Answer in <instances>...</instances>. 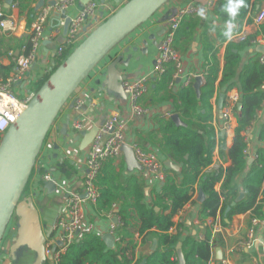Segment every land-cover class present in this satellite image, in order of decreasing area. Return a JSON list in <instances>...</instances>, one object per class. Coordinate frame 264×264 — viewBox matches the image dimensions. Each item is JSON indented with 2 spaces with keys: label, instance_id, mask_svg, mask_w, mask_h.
Wrapping results in <instances>:
<instances>
[{
  "label": "crops",
  "instance_id": "obj_1",
  "mask_svg": "<svg viewBox=\"0 0 264 264\" xmlns=\"http://www.w3.org/2000/svg\"><path fill=\"white\" fill-rule=\"evenodd\" d=\"M32 7L39 11L43 0H33ZM46 1V0H45ZM44 1V2H45ZM106 10L108 16L119 10L124 4L125 0H96ZM220 0H169L162 6L146 23L137 27L130 35H128L104 60L100 63L90 76L83 81L78 90L68 102L66 108L63 110L62 116L59 118L60 123L56 128H59L55 140L54 153L48 159L43 168L48 171L58 188L57 193L49 195L48 190L43 188L41 176H36L33 181V187L36 189L32 197L35 205L40 213L44 214L42 220V228L44 233H51L55 228L54 222L57 219L59 210L63 206V202L67 197L68 190L77 189L82 191V180L86 172V158L90 145L94 140V136L90 139V134L96 133V130L108 120L112 115L119 116L121 123L125 128V135L128 145H133L141 150L155 154L159 160L164 164L170 161L174 165L181 166L161 149L154 145L149 139L151 133L157 132L162 121L172 119L175 113V103L171 96L161 100V96L167 94V90L155 94L152 92L153 82L156 80L152 78L151 88L149 93L141 97L138 105L144 109L142 115H136L133 106L123 91V81L137 80L144 76H152V69L155 66V61L158 57L159 44L163 40L169 27V21L174 17L178 11L187 7L194 8L195 12L184 18L175 36V49L180 54L182 68L172 82L168 90L177 94L183 86L186 85L187 80L194 85L196 78H201V85L207 81L206 72L209 68L205 54V43L211 44V49L216 51V58L219 63V80L216 83V94L211 101L213 106L212 124L217 134L225 137L227 146L231 147L235 138V130L237 128L236 107L233 111L232 119L228 125H225L221 116V109H219V97L221 94L225 96L223 108L233 96L239 95L240 99L242 93L238 87L239 77L235 80V85L229 90L227 87L219 91V82L222 76L224 67V56L226 46L231 41L233 36L245 34L246 37L257 33L259 26L255 24L256 18L264 12V0H251V8L247 13L246 18L240 30L239 24L234 22V31L231 38L227 41L221 42L220 36L225 32L228 21H223L215 14L216 4ZM47 2V1H46ZM14 3V2H13ZM41 3V5H40ZM86 4L85 0H76L73 10L78 16ZM73 7V8H74ZM201 9L204 10L201 15ZM5 12L11 16L18 23V29L15 33L8 34L0 30V64L4 67L14 66L9 56L10 52L16 55L21 54L16 50L18 42L30 38L32 25L28 26L27 13L21 15L20 9L7 8ZM69 15V14H68ZM70 16V15H69ZM75 16V17H76ZM36 18V15H35ZM250 22V23H249ZM58 25L55 17H51L47 35L53 31ZM238 27V28H237ZM260 37H258L259 39ZM257 39V40H258ZM44 42H50L41 48L40 56L29 73L26 84L19 85L22 89L27 88L31 84L29 90L30 94H35L33 84H36L42 75L50 70L51 58L57 54L58 48L64 43V32L62 35H53L51 39H46ZM235 42V41H234ZM254 42V41H253ZM77 48V47H76ZM214 52V51H212ZM211 55V53H210ZM241 66L239 68V75L243 68L255 57L259 56L261 59L263 54L256 51L253 45L246 48L241 53ZM131 58V60H130ZM129 63L128 67L125 64ZM37 64L41 65L42 69L33 74L36 70ZM11 74V73H10ZM3 80L0 72V82ZM17 87V86H16ZM78 102L82 103L81 108H77ZM74 107H72V104ZM239 104V103H238ZM222 108V109H223ZM181 120V119H180ZM68 122L66 134L62 133L63 126ZM182 126L183 121L181 120ZM75 124H79L80 128L76 130ZM264 126V105L259 111L256 120L248 128V147L251 155L264 150V143L259 141V135ZM84 134L85 136H82ZM156 143V140H154ZM56 147L57 150L55 149ZM251 158L248 159V161ZM114 166L116 172L122 174L126 179L129 176H135L145 183V199L146 205L151 206L155 193L161 192L164 183L157 182L153 176L148 174L141 168H134L130 170L124 155L115 159ZM254 161V159H252ZM252 161V162H253ZM249 163V162H248ZM231 162H223L219 156V150L216 148L214 153L213 165L205 172L214 170L215 166L222 165L223 168L229 167ZM250 164V163H249ZM174 172V171H173ZM176 173V172H175ZM38 175V174H37ZM246 173L241 175L238 179V184L241 185ZM222 182L215 187L217 192H220ZM199 193L196 187V192L193 200L188 203L182 211H180L173 219L177 224L182 221L183 230L181 231L183 239L192 236L199 240H204L206 233L211 230V259L209 264H264V225H260L257 231V243L251 250L239 249V244L247 239L248 230L251 226V213L237 215L232 222L227 223V227L222 225L221 215L218 213L217 217L207 219L205 222L199 217V210L201 203L198 201ZM242 194V193H241ZM205 197V196H204ZM118 208V205H116ZM118 209H115L117 212ZM84 222L78 231V237L85 234H91L101 237L108 249H114L116 243V233L119 229V217L116 213L99 211L96 204L85 202ZM115 220H117L115 222ZM174 229L171 233L174 235ZM55 234V236H54ZM16 236V235H15ZM14 236V237H15ZM13 237V238H14ZM53 237V238H52ZM109 238V239H107ZM139 245L135 252L133 264L140 260L142 264L148 255L152 253V247L157 246V241L154 240L150 245L141 247V240L136 237ZM57 241L56 229L52 232L49 243ZM112 245V246H110ZM157 248V247H156ZM183 252V251H182ZM218 252L222 259H218ZM36 253L21 248L17 255L15 264H34L36 261ZM43 264H54L50 256Z\"/></svg>",
  "mask_w": 264,
  "mask_h": 264
},
{
  "label": "trees",
  "instance_id": "obj_2",
  "mask_svg": "<svg viewBox=\"0 0 264 264\" xmlns=\"http://www.w3.org/2000/svg\"><path fill=\"white\" fill-rule=\"evenodd\" d=\"M33 3V0H14L21 15L27 13L29 28L36 15V10L32 7ZM228 4L229 0H220L215 7V14L223 21L231 19L226 11ZM251 6V0H244L233 20L239 24L238 30L241 29ZM258 37L264 38V23L259 26L256 34L248 36L241 42L229 41L226 46L219 91L225 87L230 90L239 77L238 87L242 93L239 101L242 107L236 108L237 128L232 146H227L225 137L217 134L212 124L211 101L217 91L216 83L219 80L220 68L216 51L210 48L211 44L205 43L209 68L205 75L207 81L198 90L194 87L195 83L194 85L190 83L186 87L183 86L177 94L171 95V91L167 88L176 80L173 65L167 66L165 74L156 78L151 88L155 94L167 90V94L160 97L161 100L171 96L175 103V113L183 121L184 125L177 126L172 119L164 120L159 130L149 135L154 145L181 166V172L175 173L168 168L165 169L167 177L161 192L155 193L151 206H148L144 202L145 183L135 176L126 179L122 177V174L116 172L115 160L110 158L104 161L95 182L98 191L96 207L99 211H112L119 217L120 225L116 233L115 248L108 249L101 237L85 234L67 247L66 252L60 256L58 264H133L139 245L136 237L141 240V247L150 245L154 240L157 241V248L146 257V264H178L179 244L182 246L186 264H209L212 249L211 230L208 229L204 240L192 236L183 239L182 223L176 225L173 221L174 217L193 200L196 187L205 196L199 210V217L203 222L210 218L215 219L218 213L221 215L224 227L228 226L226 221L232 222L235 216L249 212L251 218L264 220V150L258 151L254 161L249 164V158L245 154L247 143L244 136L264 105V64L261 63L259 56L253 58L239 75L240 53L253 46V41ZM220 39L221 42H225L228 37L223 34ZM31 48L32 44L27 38L18 42L16 50L28 54ZM74 50L75 47H65L63 55L59 56L55 53L51 58L50 70L33 84L35 94ZM12 69V66L4 67L0 64L2 81L9 77ZM2 141L3 136L0 134V144ZM259 141L264 143V126ZM216 148L219 150L220 159L224 163L229 160L231 164L227 168L220 165L214 170L205 172L213 165ZM39 157L21 194V199L33 197L31 191L34 190L35 177L46 173L45 168H36ZM244 173L246 176L239 185L238 179ZM222 181L221 190L217 192L215 187ZM241 193L244 194V198L231 207ZM114 205H118L117 212L113 210ZM228 208H230L229 212H227ZM16 227L17 219L11 221L3 242L6 243L16 235ZM174 228L178 229L175 235L171 233ZM139 262L140 260L134 264Z\"/></svg>",
  "mask_w": 264,
  "mask_h": 264
},
{
  "label": "built area",
  "instance_id": "obj_3",
  "mask_svg": "<svg viewBox=\"0 0 264 264\" xmlns=\"http://www.w3.org/2000/svg\"><path fill=\"white\" fill-rule=\"evenodd\" d=\"M7 1L8 0H0V30L4 33L12 34L17 31L18 23L15 19L6 14L5 9ZM44 1L45 0H43V3L36 14V18L29 35V39L32 44L31 50L28 54L21 53L16 55L13 52L9 53L14 66L9 77L5 81L1 80L0 82V134L3 137L10 127L18 121L19 117L35 95L30 94L27 98L22 100L14 94L13 88L26 84L31 69L35 66L39 59L40 51L43 47V41L51 39L54 34L62 35L66 21L69 18L70 24L66 34H64V43L57 50V54L61 56L64 53L65 47H78L93 30H95L111 16H108L106 10L96 0H91L84 4L80 14L75 18L68 15V10L70 7L74 6L76 0ZM128 1L129 0H125V3ZM10 8L17 9V5L13 3L10 5ZM194 12V8L187 7L178 11V13L170 19L166 35L159 44V54L155 61V66L152 69V76H144L138 78L137 80H125L123 82V91L130 100L136 115H142L144 113V109L138 105V101L141 97L149 93L152 78L156 79L165 74L167 66L169 65H173L175 68V78L179 74V71L182 68V62L180 54L174 47L175 36L184 18L192 15ZM51 17H55L57 19L58 25L53 31L49 30L50 35H47L48 24ZM263 23L264 12H262L255 21L257 26H260ZM246 38L245 34H239L233 36L231 41L241 42ZM253 45L255 47L264 46V38L260 37L258 40L253 42ZM260 61L264 64V54L262 55ZM192 78L194 77L191 76V78L187 80L186 85L191 83L190 80ZM239 101V95L233 96L231 100L228 101L227 105L222 109L221 116L225 125L230 123L233 111H235ZM81 106L82 103L78 102L77 108H81ZM75 128L78 130L80 125L75 124ZM58 132L59 128H56L55 137L47 145H43L36 168H43V164H45V162L52 157V155L50 156V152L52 147H55V140ZM244 136L247 143L245 154L248 158L255 159V156L251 155L249 151L247 132L244 133ZM124 146H129L133 150L135 159L142 170H145L148 174L153 176L157 182H165L167 174L164 164L155 154L145 152L136 146L128 145L125 128L121 123L119 116H110L108 120L99 128L88 149L86 172L82 180V191L79 192L77 189L68 190V198H65L62 211L58 214L55 223L57 241L51 243L47 242L46 244V256H50L54 264H58L60 256L64 254L67 247L73 244L77 239L78 231L84 222L85 202L87 201L92 204H96L98 191L95 182L102 168L103 162L110 158L115 159L122 156V149ZM41 156H43L44 159H42ZM215 167L217 168V166ZM51 180V174L46 171V173L41 176L40 181L44 184V182H49ZM113 208V210L118 209L116 205H114ZM181 223V220L177 222V224ZM260 225H264V220L252 218L247 239L239 244V249L251 250L254 248L257 243V229ZM174 230L177 232L178 229L174 228ZM175 231L174 233H176ZM12 240L13 239L11 238L6 243H1L0 264H13V258L10 252ZM57 242H61L62 246H58Z\"/></svg>",
  "mask_w": 264,
  "mask_h": 264
},
{
  "label": "water",
  "instance_id": "obj_4",
  "mask_svg": "<svg viewBox=\"0 0 264 264\" xmlns=\"http://www.w3.org/2000/svg\"><path fill=\"white\" fill-rule=\"evenodd\" d=\"M89 1L91 0H85L86 3ZM168 1L129 0L125 3L75 48L66 61L51 75L48 82L33 96L18 121L4 135L0 144V245L7 234L12 219L15 217L17 219L16 236L12 240L10 251L13 260H16V255L21 248H27L36 253L37 257L34 264H43L47 259L46 244L56 228H53L51 233H44L40 211L35 205L33 198L21 199V194L42 152L46 137L59 113L93 70L128 35L150 20ZM13 2L14 0H8L6 7L9 8ZM69 24L70 19L68 18L64 34L67 32ZM49 43L44 42L43 45L46 46ZM256 51L264 54V46H257ZM124 64L125 67L129 65L126 62ZM200 86L201 78H196L195 89L198 90ZM224 100L225 96L221 94L218 102L221 110ZM74 104H72V107H74ZM237 106L238 109L242 107L240 103ZM172 120L177 125L182 124L178 115L172 116ZM68 125L67 122L63 126L62 133L66 134ZM97 132L98 130H96L95 134H90V139L93 136L95 138ZM82 136L85 135L82 134ZM57 148L55 149L57 150ZM122 153L130 170L140 168L133 150L129 146H124ZM252 161L250 159L249 163L251 164ZM165 165L176 173L180 171L179 166L174 165L170 161L166 162ZM43 187L48 190L49 195L57 193V186L53 179L49 182H44ZM243 198L244 194L242 193L231 207H234ZM204 200V194L200 191L198 201L203 203ZM61 211L62 208L59 213ZM229 211L230 208H228L227 212ZM57 245L62 246V243L57 242ZM156 247V245L152 247V252L156 250ZM181 247V244L177 246L178 264H186ZM218 259H222L220 252H218ZM146 263L145 259L142 264Z\"/></svg>",
  "mask_w": 264,
  "mask_h": 264
},
{
  "label": "rangeland",
  "instance_id": "obj_5",
  "mask_svg": "<svg viewBox=\"0 0 264 264\" xmlns=\"http://www.w3.org/2000/svg\"><path fill=\"white\" fill-rule=\"evenodd\" d=\"M74 6L70 7L69 10H68V14L72 17V18H75L76 16V12H74L73 10L75 9V7L73 8ZM42 69L41 65L37 64L36 66V70L33 74H36L38 73L40 70ZM31 88V84H28V87L27 88H24L22 89L21 87H14L13 88V92L14 94L19 98V99H25L29 96V90ZM67 104L64 106L63 110L66 108ZM63 110L59 113L56 121L54 122L52 128L50 129L47 137H46V140L44 142V145H47L54 137H55V134H56V127L58 126V124L60 123V117L62 116L63 114ZM54 146L52 147L51 149V152H50V156L54 153ZM42 159H44L43 156H41ZM51 158V157H50ZM49 158V159H50ZM46 159V158H45ZM36 191V189L32 190L31 191V194L32 196H34V192ZM40 218H41V223H42V220H44V214L43 213H40ZM13 221L16 220V219H12ZM13 239V238H12ZM13 264H15L14 260H13Z\"/></svg>",
  "mask_w": 264,
  "mask_h": 264
},
{
  "label": "clouds",
  "instance_id": "obj_6",
  "mask_svg": "<svg viewBox=\"0 0 264 264\" xmlns=\"http://www.w3.org/2000/svg\"><path fill=\"white\" fill-rule=\"evenodd\" d=\"M244 0H229V4L227 6L226 11L228 12V15L230 16V20L227 22L226 28L227 30L225 31V36L228 38H231L232 35V29L234 28V23L233 20L238 14V11L240 7L243 5ZM204 10L201 9V15H203Z\"/></svg>",
  "mask_w": 264,
  "mask_h": 264
}]
</instances>
